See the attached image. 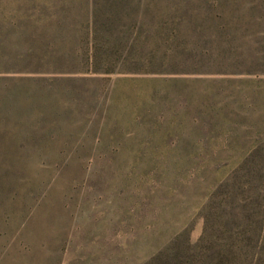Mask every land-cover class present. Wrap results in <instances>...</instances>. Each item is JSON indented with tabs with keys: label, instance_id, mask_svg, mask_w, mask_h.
Listing matches in <instances>:
<instances>
[{
	"label": "rangeland",
	"instance_id": "1",
	"mask_svg": "<svg viewBox=\"0 0 264 264\" xmlns=\"http://www.w3.org/2000/svg\"><path fill=\"white\" fill-rule=\"evenodd\" d=\"M0 264H264V0H0Z\"/></svg>",
	"mask_w": 264,
	"mask_h": 264
},
{
	"label": "trees",
	"instance_id": "2",
	"mask_svg": "<svg viewBox=\"0 0 264 264\" xmlns=\"http://www.w3.org/2000/svg\"><path fill=\"white\" fill-rule=\"evenodd\" d=\"M20 55H22V54H20ZM15 62H17V60H14ZM22 62H26L25 64H29V63H31V60H25V61H22Z\"/></svg>",
	"mask_w": 264,
	"mask_h": 264
}]
</instances>
